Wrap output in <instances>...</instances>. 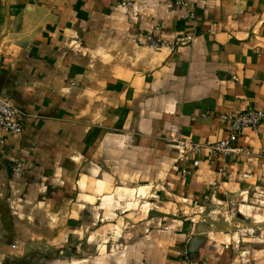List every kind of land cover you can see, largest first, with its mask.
Segmentation results:
<instances>
[{
  "label": "crops",
  "instance_id": "0c3cea01",
  "mask_svg": "<svg viewBox=\"0 0 264 264\" xmlns=\"http://www.w3.org/2000/svg\"><path fill=\"white\" fill-rule=\"evenodd\" d=\"M126 1L130 15L118 0H0V96L25 125L22 136L0 132V233L62 223L88 174L93 188L153 178L167 183L165 212L137 225L128 264H264V230L232 246L194 216L217 187L264 228V124L239 141L252 156L223 171L206 157L179 163L186 178L167 141L216 143L227 137L221 114L264 107V0H182L193 21L179 0ZM148 33L195 40L154 52ZM17 162L25 172L12 178Z\"/></svg>",
  "mask_w": 264,
  "mask_h": 264
},
{
  "label": "rangeland",
  "instance_id": "374dc122",
  "mask_svg": "<svg viewBox=\"0 0 264 264\" xmlns=\"http://www.w3.org/2000/svg\"><path fill=\"white\" fill-rule=\"evenodd\" d=\"M118 1L122 4V0ZM122 7L125 14L132 13L133 6L128 13L123 4ZM173 139L171 136L167 141L179 151ZM179 163L178 159L174 168L180 173ZM24 172L15 176L12 171L11 177L21 178ZM11 180L7 184L13 191L9 186ZM86 182L81 191L78 189V195L74 194L75 199L79 196L75 201L77 206L67 209L62 223L55 221L48 229L33 231L21 226L2 229L0 264H128L132 250L138 248L137 237L141 230L137 225L164 215L159 202L163 201L161 193L167 189L166 181L152 178L109 182L108 187L93 188V175L88 174ZM218 195L204 198L194 214L198 222L211 232L225 233L232 246L234 242L238 245L259 238L264 230L260 218L257 217L260 221L247 220L239 207L238 197L222 201ZM195 204L192 203V207ZM30 219L33 223L34 217Z\"/></svg>",
  "mask_w": 264,
  "mask_h": 264
},
{
  "label": "built area",
  "instance_id": "2783aa9c",
  "mask_svg": "<svg viewBox=\"0 0 264 264\" xmlns=\"http://www.w3.org/2000/svg\"><path fill=\"white\" fill-rule=\"evenodd\" d=\"M122 4L128 13L132 8L130 1L122 0ZM176 5L182 7L191 21L195 20L196 14L191 10L190 4L186 1L179 0ZM195 36L188 35L177 38L172 43H166L162 38L155 33H148L144 36V44L154 52L168 50L171 54H176L179 49L185 45H190L194 42ZM22 113L10 100L0 96V132L7 135L22 136L25 132V125L22 118ZM219 121L227 127V137L221 141L212 144H202L194 142L190 139L175 137L177 147L181 153L180 163L194 162L206 157L208 160H221L224 164L222 171L226 169V160L231 156L253 155L252 151L239 144L240 139L244 136L245 131L250 130L259 132L264 124V107L249 108L242 113H226L218 117ZM261 156L264 158V152ZM15 176L23 174V166L16 163L12 169ZM182 177H188L191 172L188 169L181 170ZM217 194V187L211 189V193L205 199L214 198ZM186 259H189L188 253H185Z\"/></svg>",
  "mask_w": 264,
  "mask_h": 264
}]
</instances>
